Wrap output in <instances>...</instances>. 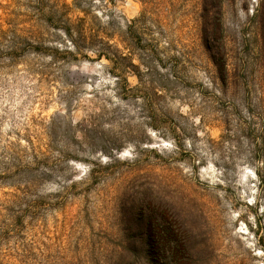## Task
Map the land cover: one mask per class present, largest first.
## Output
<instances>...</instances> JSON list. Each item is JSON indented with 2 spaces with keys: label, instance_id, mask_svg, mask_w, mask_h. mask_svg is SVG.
I'll use <instances>...</instances> for the list:
<instances>
[{
  "label": "rangeland",
  "instance_id": "1",
  "mask_svg": "<svg viewBox=\"0 0 264 264\" xmlns=\"http://www.w3.org/2000/svg\"><path fill=\"white\" fill-rule=\"evenodd\" d=\"M13 23L43 44L0 54V264H173L166 216L189 264H264V0H0Z\"/></svg>",
  "mask_w": 264,
  "mask_h": 264
},
{
  "label": "trees",
  "instance_id": "2",
  "mask_svg": "<svg viewBox=\"0 0 264 264\" xmlns=\"http://www.w3.org/2000/svg\"><path fill=\"white\" fill-rule=\"evenodd\" d=\"M17 25L18 24L13 23V26L7 29V31L0 28V54L6 53L13 57L27 50L35 52L41 50L43 42L38 37V34L27 28H19ZM68 33L71 35L69 30H67V34ZM64 52L66 54L71 53L69 49ZM141 204L142 203L137 205ZM146 204L149 208V212L150 210L154 211V209H157L149 202H146ZM166 217L168 219V225L162 229L157 227L154 220L151 219L148 221L151 234L147 244V247H149L150 250L147 253L150 254L153 260L161 261L167 256H171L173 264H189L190 259L186 246V236L182 233L180 228H178L175 219H170L168 216ZM172 242H175L174 245L171 244Z\"/></svg>",
  "mask_w": 264,
  "mask_h": 264
}]
</instances>
